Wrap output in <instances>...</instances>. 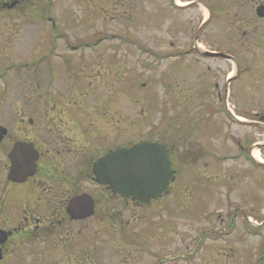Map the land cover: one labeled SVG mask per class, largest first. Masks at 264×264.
Returning <instances> with one entry per match:
<instances>
[{
    "label": "rangeland",
    "instance_id": "rangeland-1",
    "mask_svg": "<svg viewBox=\"0 0 264 264\" xmlns=\"http://www.w3.org/2000/svg\"><path fill=\"white\" fill-rule=\"evenodd\" d=\"M260 5L264 0H0V125L10 140L27 137L29 119V138H41L52 118V129L63 133L86 130L89 159L140 142L174 151L178 175L168 196L147 208L120 202L121 251L114 223L103 224L104 264L117 257L128 264H264V170L245 163L248 148L239 152L240 140L264 143ZM198 46L233 61L205 57ZM233 62L239 72L230 80ZM225 96L229 104L219 101ZM228 109L248 124L238 125ZM6 150L0 143V192ZM233 209H243L235 232ZM50 244L26 245L20 255L34 251L37 264L63 263L67 256L56 257Z\"/></svg>",
    "mask_w": 264,
    "mask_h": 264
},
{
    "label": "flooded vegetation",
    "instance_id": "flooded-vegetation-1",
    "mask_svg": "<svg viewBox=\"0 0 264 264\" xmlns=\"http://www.w3.org/2000/svg\"><path fill=\"white\" fill-rule=\"evenodd\" d=\"M14 5H17L16 2L12 6ZM213 53L223 54L217 51ZM210 58L217 59V57ZM223 60L227 62L225 58ZM219 101L226 103L227 99L219 98ZM27 121L29 127L25 131L28 134L22 142L33 144L34 150L39 154V159L35 176L26 183L18 184L9 181L11 169L9 157L14 145L21 141L10 140L8 136L2 141V143H7L10 151L6 150L3 153L4 160L1 163L6 180H4L0 192V231L3 232L0 244L3 259L0 264H19L26 260L37 264L34 251L29 252L32 255L29 256V259L20 254H24L26 245L32 246L35 242L40 241L47 244L48 241L51 242L49 249L52 250V253L56 257L67 256L66 259L71 264H104L101 258L106 256L107 248H109L104 237V225L107 222L114 223L112 225V229L115 231L114 242L116 241L118 251H121L122 248L117 245L120 233V230L117 229L120 224V202H131V200H123L118 194L96 183L93 176L94 163L120 146L105 149L99 153L94 152L89 159L90 140L88 141L84 134L86 130L80 128L79 134L75 131L63 133L62 129H52L51 118L48 128H40L41 138L31 140L29 135L33 133L31 128L35 127V121L33 119ZM22 122L25 124L24 120ZM240 141L239 148L242 151L245 148H250L246 142ZM94 143L96 144V141ZM123 148L130 147L123 146ZM171 150L169 147L173 160L174 155ZM259 168L264 170L263 166ZM228 184L230 191L232 177ZM261 185L264 190V183L262 182ZM87 196L91 197L94 203L93 216L74 221L68 211L70 203L74 199L83 197V201H85ZM132 205L137 208H147L142 204L132 203ZM85 207L87 208V203L86 205L84 203L82 208L84 211ZM239 211L240 209L235 210L233 219L239 214ZM91 220L97 221V224L89 225L88 222ZM16 250L17 254L14 253ZM120 259V257L114 258L110 264L129 263L128 259L123 263Z\"/></svg>",
    "mask_w": 264,
    "mask_h": 264
},
{
    "label": "water",
    "instance_id": "water-1",
    "mask_svg": "<svg viewBox=\"0 0 264 264\" xmlns=\"http://www.w3.org/2000/svg\"><path fill=\"white\" fill-rule=\"evenodd\" d=\"M257 15L264 18V6L257 9ZM5 135L6 130L0 129V141ZM25 146L17 144L11 154L13 167L10 180L13 182H26L36 173L38 154L32 145ZM171 165L168 151L163 145L140 143L131 149L111 151L95 164L94 174L99 183L109 186L121 197L151 204L169 190L175 174ZM83 199H74L70 203L68 211L73 219H85L93 215L91 198L87 196L85 201ZM84 203H87L85 211L82 209Z\"/></svg>",
    "mask_w": 264,
    "mask_h": 264
},
{
    "label": "bare ground",
    "instance_id": "bare-ground-1",
    "mask_svg": "<svg viewBox=\"0 0 264 264\" xmlns=\"http://www.w3.org/2000/svg\"><path fill=\"white\" fill-rule=\"evenodd\" d=\"M189 4L190 3H188V2H186V3H182V2H180V1H177L176 2V6H178V7H186V6H189ZM205 9V11H206V19L209 17V11L206 9V8H204ZM198 50H200V51H203L204 49H203V47L202 46H198ZM233 64H234V70L232 71V73L230 74V77H229V79L231 80L232 78H234V77H236L237 75H238V66H237V64L235 63V62H233ZM236 119L238 120V121H240V122H242V123H248V121L245 119V118H242V117H237L236 116ZM260 152L257 150V149H254L253 151H252V157L255 159V161L257 162V163H260V164H264V160L261 158V156H260V154H259Z\"/></svg>",
    "mask_w": 264,
    "mask_h": 264
}]
</instances>
